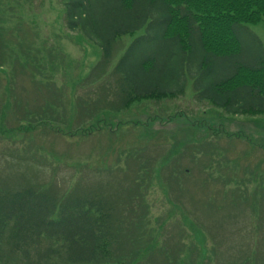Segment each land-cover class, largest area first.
Masks as SVG:
<instances>
[{"label": "rangeland", "instance_id": "rangeland-1", "mask_svg": "<svg viewBox=\"0 0 264 264\" xmlns=\"http://www.w3.org/2000/svg\"><path fill=\"white\" fill-rule=\"evenodd\" d=\"M64 9L62 0H0L1 19L12 23L1 30L4 47L15 55L12 64H0V102L12 101L0 126L15 134L0 129V191L29 180L60 194L94 186L116 196L132 180L150 178L155 231L140 244H157L141 264H264V116L213 106L195 96L191 83L176 98L96 110L115 100L104 88L114 76L102 81L103 70L93 73L100 46L67 28ZM247 26L241 57L251 60L256 37L264 47V21ZM143 32L118 40L110 68ZM19 52L31 55L28 67ZM26 110L35 113L27 117L33 122L43 111L55 121L36 117L47 123L17 131ZM85 128L89 135L81 134ZM132 215L124 210L121 218ZM135 243L128 242L129 252Z\"/></svg>", "mask_w": 264, "mask_h": 264}, {"label": "trees", "instance_id": "trees-1", "mask_svg": "<svg viewBox=\"0 0 264 264\" xmlns=\"http://www.w3.org/2000/svg\"><path fill=\"white\" fill-rule=\"evenodd\" d=\"M62 1L67 28L100 46L93 73L103 70L102 81L114 76L104 88L116 95L115 100L96 110L121 111L141 99L176 98L185 95L191 83L195 96L213 106L235 115L264 116V47L257 37L258 55L251 60L241 57L245 51L241 35L248 24L264 21V0ZM10 24L0 17L3 65L15 61L10 58L13 52L8 56L1 33ZM140 30L144 32L110 68L118 40ZM16 57L24 65L32 59L21 52ZM1 108L0 115L6 117L12 101L2 102ZM47 113L36 115L33 122L27 117L35 113L26 110L17 131H33L47 123L42 119L55 121ZM0 129L15 135L4 124ZM90 133V128L81 131ZM144 178L132 180L133 185L116 196L94 186L85 193L74 187L60 194L50 183L35 185L29 180L0 191V264H141L145 251L147 255L156 243L150 238L154 242L140 244L155 231L146 198L151 180ZM124 210L133 215L123 220ZM135 238L138 246L129 252L128 242Z\"/></svg>", "mask_w": 264, "mask_h": 264}]
</instances>
